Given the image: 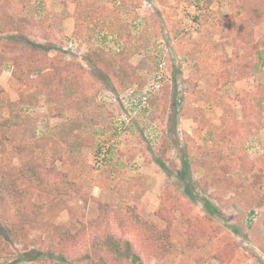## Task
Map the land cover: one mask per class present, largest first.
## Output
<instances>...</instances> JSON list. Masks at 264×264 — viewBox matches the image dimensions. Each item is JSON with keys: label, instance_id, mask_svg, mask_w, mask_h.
Listing matches in <instances>:
<instances>
[{"label": "rangeland", "instance_id": "1", "mask_svg": "<svg viewBox=\"0 0 264 264\" xmlns=\"http://www.w3.org/2000/svg\"><path fill=\"white\" fill-rule=\"evenodd\" d=\"M234 1L0 0V176L31 166L50 190L35 223L2 235L0 264H53L23 257L66 232L68 264L109 259L111 236L141 264H264V17L241 44L222 24ZM168 183L170 244L151 248L138 221Z\"/></svg>", "mask_w": 264, "mask_h": 264}, {"label": "trees", "instance_id": "2", "mask_svg": "<svg viewBox=\"0 0 264 264\" xmlns=\"http://www.w3.org/2000/svg\"><path fill=\"white\" fill-rule=\"evenodd\" d=\"M7 1L10 2V0ZM233 5V7L236 8V12L223 17L222 24H230L233 29H235L236 26L238 33L237 36L234 37V40L238 38L242 39L240 42L241 44L244 43L246 45L248 42H254L255 36H257V24L260 18L264 17V0H235ZM236 18H238L237 21ZM34 46L39 52L50 49V47H46L41 43H36ZM100 58L102 60H109L110 57ZM255 58L256 61H252L254 65L257 62L264 65V51L258 53V56ZM233 70L238 73V70L234 69V66L231 69L216 71L214 73L213 86H221L230 82V75L235 77L240 76L234 75L235 72ZM130 81H132V79H130ZM241 100L243 103L245 102L244 98ZM232 134L233 133H230V135ZM222 135L227 136L228 139L231 138L226 131H223ZM182 164L185 170L186 167H188L186 161H183ZM161 166L164 167L162 163ZM188 183L189 182L184 183L183 190L185 193L191 194L190 185ZM49 191L43 178L36 169L31 166L21 168L20 174L17 176H11L9 174H2L0 176V209L5 205V201H8L11 204L12 210H14V222L11 225L7 223L3 224L0 218V243L2 241V235L12 239L15 234L13 233L15 232L13 229L21 230L26 224H33L37 221L38 215L44 205L36 203L34 197L38 193H48ZM176 203L177 200L173 193L172 186L168 183L160 194L158 207L152 213V218H154V220L138 221L143 227V232H145L143 242H145V240L149 241L151 248L155 246L167 249V247H169L170 242L167 241L168 243L165 244V238L167 237L168 240L172 232ZM202 205L208 211V215H212L216 211L208 202H203ZM161 225L162 228H160ZM193 230V225L191 223L187 225L185 234L189 240L195 241L198 236L195 234L197 232ZM147 234L149 235L148 237L146 236ZM73 237V234L66 232L53 243L43 241V246L40 249L37 251L31 249L30 252L25 253L23 258L28 260L48 258L50 260L53 259V264H68L65 250H63V242L72 240ZM105 244L107 249L112 253V257H109V259L104 257L102 260L100 259V261L96 259L97 262L93 259L89 264H126L125 261H129L131 264L142 263L139 255L134 252L133 246L129 240L111 236L107 239Z\"/></svg>", "mask_w": 264, "mask_h": 264}]
</instances>
